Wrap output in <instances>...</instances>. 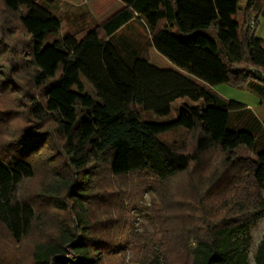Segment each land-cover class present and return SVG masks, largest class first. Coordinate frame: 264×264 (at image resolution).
<instances>
[{
	"label": "trees",
	"instance_id": "obj_1",
	"mask_svg": "<svg viewBox=\"0 0 264 264\" xmlns=\"http://www.w3.org/2000/svg\"><path fill=\"white\" fill-rule=\"evenodd\" d=\"M121 2L99 26L81 13L80 39L68 30L44 45L62 28L51 5L0 0V264H121L147 189L160 198V238L137 236L135 261L247 264L250 225L264 215V120L214 87L264 92L254 1ZM138 40L174 67L151 63ZM180 98L204 99L202 128L168 141L189 116H153ZM130 175L140 181L129 189L118 180Z\"/></svg>",
	"mask_w": 264,
	"mask_h": 264
},
{
	"label": "rangeland",
	"instance_id": "obj_2",
	"mask_svg": "<svg viewBox=\"0 0 264 264\" xmlns=\"http://www.w3.org/2000/svg\"><path fill=\"white\" fill-rule=\"evenodd\" d=\"M46 2L51 5L53 11L59 15L62 21V28L59 34H50L45 37L43 44L46 45L62 36L65 31L73 30L75 37L80 39L90 27L99 26L107 17L123 6L121 0H38ZM254 4L251 9V17L255 21L253 33L256 38L264 41V0H253ZM245 0H240L243 5ZM81 13H84L85 19L90 21V25L83 28V21L81 22ZM87 13V14H86ZM85 20V21H86ZM136 29L144 31L141 25H136ZM135 29V31H136ZM135 31H133L135 33ZM141 42V40H138ZM142 46L147 49L149 60L158 67L173 68V64L164 56L159 54L146 41L141 42ZM3 68V58L0 57V69ZM2 73V72H0ZM214 89L227 99L234 100L243 105H247L252 111L262 120H264V92L254 91L248 86H236L230 83H222L216 85ZM0 93H2L0 91ZM1 97V96H0ZM3 99V97L1 98ZM205 106L204 99L198 101H191L188 98H180L171 104V112L166 117H156L158 120L174 119L179 116L181 112L186 113L191 121V126L188 128H178L170 133L163 135V138L168 141H181L189 136H194L202 128L201 122L196 117L195 110ZM241 154L246 157L253 158V154L248 149H242ZM145 177L150 178L148 175ZM140 178L136 175L118 180L119 183L125 184L129 189L139 183ZM161 208L160 198L152 189H147L143 192L138 203L130 209L132 221L130 228L124 238V246L121 250V264H139L133 259L135 254L136 237L148 238L154 240L158 237L159 225L156 221V209ZM251 239L247 248V264L255 263V256L259 242L264 235V215L254 220L250 225ZM161 236V235H160ZM157 245V242H156ZM158 247V245H157ZM68 256L73 257L71 252ZM27 259V260H26ZM26 264H31L26 258ZM185 256H181L177 264H189Z\"/></svg>",
	"mask_w": 264,
	"mask_h": 264
},
{
	"label": "built area",
	"instance_id": "obj_3",
	"mask_svg": "<svg viewBox=\"0 0 264 264\" xmlns=\"http://www.w3.org/2000/svg\"><path fill=\"white\" fill-rule=\"evenodd\" d=\"M250 25L252 26V27H254V25H255V21L254 20H252L251 22H250ZM72 251H69L68 252V254H67V256L71 253ZM73 253V252H72ZM73 256H74V254H73ZM70 257V256H69Z\"/></svg>",
	"mask_w": 264,
	"mask_h": 264
}]
</instances>
